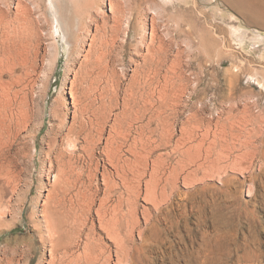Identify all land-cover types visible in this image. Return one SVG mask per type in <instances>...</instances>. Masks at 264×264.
<instances>
[{"label":"bare ground","instance_id":"6f19581e","mask_svg":"<svg viewBox=\"0 0 264 264\" xmlns=\"http://www.w3.org/2000/svg\"><path fill=\"white\" fill-rule=\"evenodd\" d=\"M169 3L200 23L180 0H0V237L31 226L0 242V264H32L37 254V264H140L164 225H180L193 193L231 191L238 176L244 184L264 173V133L250 128L239 74L226 95L216 84L211 101L195 98L203 69L186 60V25L174 36L160 23ZM206 32L200 44L218 43ZM60 33L71 64L48 111ZM38 157V183L31 171L21 196L22 164L34 169Z\"/></svg>","mask_w":264,"mask_h":264},{"label":"rangeland","instance_id":"374dc122","mask_svg":"<svg viewBox=\"0 0 264 264\" xmlns=\"http://www.w3.org/2000/svg\"><path fill=\"white\" fill-rule=\"evenodd\" d=\"M161 1L157 0L159 3ZM180 2L198 12L200 23L187 13L185 16V12L179 11V8H172V3L167 5L168 11L162 15L163 19L160 23L167 25L174 36L178 24L186 25L187 37L181 39L186 60L191 63L192 70L198 74H201L203 69V74L200 75L203 78L195 98H207L211 101L214 93L213 85L216 84L217 93L221 96L226 95L225 90L229 80L239 74L236 86L247 93L253 104L252 112L255 116L250 128L261 127L264 133V0H180ZM206 31H213L218 43L214 42L209 46L207 42L210 40L206 42V39H203L206 44L203 42L200 44L204 34L203 38L208 39ZM133 37L135 33L131 34V38ZM190 43L192 46L189 45ZM58 44L60 50L58 61L55 65L53 59L47 63L53 64L49 74L50 94L47 95L46 101L48 111L58 106V95L71 64L70 46L62 33L59 35ZM222 53L228 57L225 58L224 66L219 67L218 59ZM210 60L211 62H208ZM40 84L38 94L44 90L46 81H41ZM99 84H102L101 77ZM46 119L47 125L41 130L37 139L38 150H41L42 145L47 144L43 139L49 129V112ZM41 164L42 160L38 157L34 171L31 163L27 160L23 162L24 176L19 195H25L27 186L24 181H27L32 172L38 183ZM254 173L257 176L255 181L251 182L248 179L244 184L243 178L238 176L240 181L232 184L231 191L205 189L200 191L201 193L198 192L199 194L193 193L186 203L180 225L168 229L164 225L165 230L161 233V238L151 246L150 257L144 258L140 264H251L245 259L246 253L252 256L251 260L254 264H264V173L255 170ZM214 182L210 183L221 186L217 181ZM247 184L253 185L251 186L254 188L253 198L247 195ZM37 190L38 187L34 186L27 203L25 217L31 211ZM202 217L208 218L206 227L201 225ZM30 229L29 222L24 220V223H19L16 229L4 233L0 237V242H5L6 238L14 235H28ZM39 257L40 255L37 254L32 264H37Z\"/></svg>","mask_w":264,"mask_h":264}]
</instances>
